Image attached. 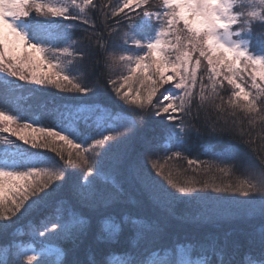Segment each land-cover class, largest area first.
Here are the masks:
<instances>
[{
    "label": "trees",
    "instance_id": "1",
    "mask_svg": "<svg viewBox=\"0 0 264 264\" xmlns=\"http://www.w3.org/2000/svg\"><path fill=\"white\" fill-rule=\"evenodd\" d=\"M94 3L96 7L86 9L85 12L94 28L74 21H59L64 25H76L69 28L68 32L71 39L76 41L72 47L77 53V59L65 70L81 84L93 88L94 94L59 91L54 86H37L34 91L27 92L25 88L29 89L31 84L27 85V82L15 78L9 79L21 86L18 89L20 92L29 94L32 107L36 108L34 115L26 114V122L39 121L41 126H54L60 122L62 114L66 115L69 111L74 112L83 107L86 109L81 117L84 124L79 125L82 135L101 138L96 128L99 122L105 129H119L121 133H106L115 136L108 143H118L122 138L127 139L129 144L124 153L112 162L109 156L111 151L100 149L97 161L91 164L94 171L99 170L94 176H87L85 167L75 158V151L72 153V160L76 164H66L68 154L65 152L62 153L64 160H61L54 152L35 149L42 151V155L55 159L65 175L60 181H53L39 194L43 200L34 209L19 214L14 219L0 221V224L8 225L6 229L0 228V259L4 264H24L23 260L14 255L17 244L32 245L40 249L53 243L58 244L56 246L63 253L59 264H187L188 261L202 264L205 260L220 264L225 258L223 252L218 251L215 258L193 254L194 250L202 253L207 245L215 242L219 246H226L229 254L235 252L236 259L242 258L243 264H260L257 257L260 255L259 233L264 228V216L259 214V206L245 208V205H235L239 200L238 194L214 192L212 186H235L241 182L255 184L264 174V120L261 119L264 112L253 115L240 108L230 107L227 102L233 88L227 93L228 90L219 86L216 90L218 95L206 101L199 99L200 87L196 88L197 95L193 98L189 114L183 115L182 120L173 125L168 123L166 115L160 117L151 114L150 106L147 110H142L126 104L108 83L109 79H116L119 83V78L128 74L126 62L113 63L108 57H118L125 47L132 53H144L142 48H135L131 40L128 45L123 44L124 34L128 32L130 23L128 18L109 17L105 20L103 13L108 9L103 8V5L106 0H94ZM147 7L150 11L160 10V0H149ZM72 11L78 13L76 9ZM33 15L35 16L34 12ZM131 15L136 21L147 19L135 12ZM157 27L158 21L153 17L152 26L148 29L150 34L154 35ZM112 28L116 31H112ZM252 32L253 47L250 50L259 54L260 41L256 37L264 32V24L255 23ZM81 52L82 58L79 56ZM198 76L203 78L205 86L209 85L207 64L203 58ZM14 91L0 87L1 110L10 106L9 100H13ZM208 93L209 89L206 87L204 94ZM262 105L264 97L258 101V107ZM130 120L135 122V126L126 131L123 126ZM180 123L184 124L186 132L169 138V133L176 132ZM22 146L24 145H20L21 148ZM207 146H211V150ZM144 150L154 157L155 162L151 164L161 170V180L154 191L156 194H152L134 176L131 156L135 153V159L136 154ZM177 152L180 153L179 156L176 155ZM221 153L225 154L222 156ZM88 158L90 160L94 157ZM189 159L198 160L199 166L189 165ZM247 159L253 165V170L247 168ZM106 171L109 173V180L103 178ZM154 174L148 175L152 177ZM86 176L95 181L100 195L109 197L115 194L113 182L119 185L122 194L117 195L109 207H103L99 203L92 206L80 198L76 187L85 182ZM169 179L181 186L194 185L201 190L181 194L171 187ZM163 180L167 182V186ZM105 181L112 185L113 193L107 190L108 187H101L100 184H106ZM205 184L209 187L204 188ZM149 185L155 186V182L152 181ZM158 193H169L176 199L172 201L164 195L158 196ZM197 197L205 199L198 200ZM38 198L30 197V201ZM251 198L259 202L257 195H252ZM205 206L216 215L212 220L202 222L198 213ZM229 207L236 212L222 210ZM73 213L89 221L86 234L80 239L64 240L52 232L40 237L33 230L38 227L42 230L44 223L57 217L69 220ZM125 216L129 219L122 224L119 238L115 242L108 243L98 239L103 220L111 217L120 222ZM132 220L140 221V225L133 226ZM149 224L157 227L149 228ZM141 226L143 231L138 232L137 229ZM53 256H38L39 264H55L51 262Z\"/></svg>",
    "mask_w": 264,
    "mask_h": 264
},
{
    "label": "snow or ice",
    "instance_id": "2",
    "mask_svg": "<svg viewBox=\"0 0 264 264\" xmlns=\"http://www.w3.org/2000/svg\"><path fill=\"white\" fill-rule=\"evenodd\" d=\"M181 3L185 6L191 5L186 17L181 15ZM148 4L149 0H115V3L114 0H106L103 5V8L108 9L103 13L105 20L109 17L128 18L130 23L128 32L124 34L123 44L126 46L131 40L135 48L146 49L145 54H140L132 53L125 47L118 57H108L113 63L126 62L128 74L121 76L119 83L116 79L108 81L120 100L142 110L151 106V114L160 117L167 114L169 123L175 124L190 112L193 98L197 95L194 89L198 81L203 79L198 76L203 58L207 64L209 85L200 83L201 101L215 98L218 95L217 87L226 81L233 88L231 98L227 102L230 107L240 108L253 115L264 112V105L258 107V101L264 97V32L256 37L260 41L259 54L250 53V48L253 47V25L264 24V0H218L219 7L211 9L210 12L204 7V0H160L161 7L157 11L148 10ZM95 7L94 0H0V87L20 89L19 84L9 79L15 78L41 88L54 86L59 91L94 94L93 88L81 84L65 70L77 59V53L72 47L76 41L71 39L68 32L69 28L76 25H64L59 21H74L94 28L85 12L86 9ZM72 9L78 10V13ZM134 12L147 19L136 21L131 15ZM195 13L205 16L215 14L225 27L218 28L209 22L208 28L196 33L185 22ZM153 17L158 21L154 35L148 31L152 26ZM112 31L116 29L112 28ZM208 36L215 41L211 47L204 43ZM79 56L82 58L83 53H79ZM166 86H171L176 91H169ZM206 87L209 89L208 95L204 94ZM91 107L99 106H89ZM85 111V108L79 107L74 112L62 114L58 124L41 126L39 121L21 123L17 114L0 110V133L14 136L32 149L54 152L61 160H64L62 153L66 146L69 151L65 163L76 164V161L72 160V152L75 151L78 160L86 169L87 176H94L99 170L94 171L86 154L91 152L99 155L95 150L104 149L109 141L115 139V136L106 133H121L119 129H105L97 122V134L101 138L82 135L79 125ZM261 119L264 120V116H261ZM134 126L135 122L130 120L123 127L127 131ZM185 132L184 124L180 123L176 132L169 133V138ZM2 142L6 148L3 158L0 159V221H8L20 213L21 209L28 212L38 206L43 200L39 194L53 181H60L65 172L51 157L28 152L10 139H4ZM207 147L211 150V146ZM176 155L179 156L180 153L177 152ZM199 163L198 160H188L189 165L199 166ZM153 167L157 166L153 164ZM87 176L83 184L76 186L78 195L86 203L92 206L99 203L103 207H109L116 196L122 194V189L113 182L116 193L109 197L100 195L95 181L87 179ZM168 183L181 194L201 190L194 185L181 186L173 183L171 179ZM203 187L207 188L209 185L205 184ZM212 191L231 192L246 198L257 195L259 214L264 216V174L255 184L241 182L235 186H212ZM163 195L172 201L176 199L169 193ZM30 197L39 198L27 203ZM215 215V212L205 206L204 210L198 213V218L207 222L215 218ZM128 219L125 216L120 222L111 217L103 220L98 239L108 243L115 242L119 238L122 224ZM131 223L133 226L140 225L137 220H132ZM88 225L87 218L73 213L69 220L57 217L44 223L42 230L39 227L33 230L38 232L40 237L52 232L64 240H77L86 234ZM7 227V224H0V228ZM147 227L157 226L149 224ZM137 230L142 232L143 226ZM259 248L260 255L257 259L260 264H264V228L259 233ZM50 251L51 249L43 247L37 249L32 245L17 244L14 255L23 260L24 264H39L38 256L42 257ZM218 251L223 252L225 257L220 264H243L242 258L236 259L235 252L229 254L226 246H219L215 242L207 245L202 253L194 250L193 254L215 258ZM9 254L12 255L11 252ZM0 264H4L2 259ZM187 264L192 262L188 261ZM202 264H212V261L205 260Z\"/></svg>",
    "mask_w": 264,
    "mask_h": 264
},
{
    "label": "rangeland",
    "instance_id": "3",
    "mask_svg": "<svg viewBox=\"0 0 264 264\" xmlns=\"http://www.w3.org/2000/svg\"><path fill=\"white\" fill-rule=\"evenodd\" d=\"M141 51L144 54L146 53V49L144 50V48H142ZM250 53L254 54V53L251 52V50H250ZM201 82L204 84L203 81H199L197 83L196 88L200 87V83ZM27 85H29V84L27 83ZM166 87L169 88V91L175 90L171 86H166ZM219 87L224 88V90L225 89L228 90V91L225 90L227 93L232 89V86L228 85L226 81H223L222 86H219ZM25 89H26L27 92L28 91L30 92L31 90L34 91L35 89H37V86L36 85H34V86H32V85L30 86L29 85V89L30 90L27 89V88H25ZM195 89H194V91H195ZM9 101H10L11 104H10V106L5 107V111L9 112L10 114H12V113L17 114L20 117V122L21 123L26 122V114L27 115H34L36 108H35V106L32 107V100H31V97L29 96L28 93L25 94L23 92H20L19 90H15L14 91L13 100H9ZM1 109H2V107L0 106V110ZM165 115L167 116V114H165ZM81 120L84 122V119H81ZM80 124H84V123L81 122ZM170 125H173V124L170 123ZM4 139H10L15 144H17L19 146L20 145H24V146H22V148L26 149L28 152H35V153L42 152V151L39 152V150L32 149L29 145L23 144L22 141L17 140L16 137H14V136L10 137V136H8L7 133H0V159L3 158L4 151H5V148H6V145L3 144V142H2ZM128 144H129V142L127 141V139L123 140L122 138L118 140V143H115V144L112 143V142L111 143H107L104 149H109V151H111V154L109 155L111 157L110 161L112 162L114 158H117L118 156H120L122 152L124 153V149L128 146ZM68 151L69 150L65 146L63 152H65V154H68ZM114 151L116 153L115 157H114ZM95 152L100 153V149H96ZM40 154H42V153H40ZM99 155H96L94 153H88V154H86V158H87L88 162H90V164H93L95 161H97ZM134 155H135V153L133 154V156H131L132 164H133L134 176H136L139 179V181L141 182V184L144 185V187H146L148 190H150L151 193L153 194L154 191L156 190L155 188H156L157 184L161 180V173H160L161 170H159V168H157V167L154 168L153 164H151V163L155 162V159H154V157L152 156V154L149 151H147V150L145 151L144 150L141 153L136 154V158L135 159H134ZM89 156H92L95 159L92 158V159L89 160V158H88ZM75 158L78 160L77 156ZM100 161H101V159H100ZM247 163L249 164L247 168L250 169V170H253L254 167L250 163L249 159H247ZM134 164H136V165L134 166ZM141 164H143L144 166L141 165ZM211 164L213 165V163H211ZM96 168H97V166H96ZM21 170H23V169H21ZM214 171H217V169H215ZM106 173H105V176L103 178H106V180H109L107 178L109 173L107 171H106ZM150 173H153V174L155 173V174L152 175V177L151 176L149 177L148 174H150ZM256 176L257 175L255 174V178H256ZM152 181L155 182V186H151L152 183H151V185H149V183L152 182ZM105 182H106V184H104L103 182L100 184L101 187H103V188L108 187L107 190L109 192L113 193L114 189L112 188V185L111 184H107L108 181H105ZM163 183L166 184L167 182H164V180H163ZM166 186H167V184H166ZM156 193L157 192H155L154 194H156ZM157 195L159 196V195H163V194L158 193ZM237 196L239 197V200L236 201V203H234L235 205H245L246 206L245 208H251V207L255 208V207L259 206V202H256L255 204L250 202V201H254V200H252L251 197L246 198V197H241L239 195H237ZM30 202L31 201L29 200V202H27V203H30ZM205 203L207 205H209V206H214V204H210L208 202H205ZM222 210H226V211H229V212H236L234 209H232L230 207L229 208H222ZM22 213H25L23 209H21L20 213H17L16 216H12L11 218L14 219L19 214H22ZM56 245H58V244H53V243L48 244V245L46 244V245H44V248L51 249V251L48 252L47 255H54L53 258L51 259L52 260L51 262L55 263V264H59L63 253L61 252V250ZM43 264H49V263H43Z\"/></svg>",
    "mask_w": 264,
    "mask_h": 264
},
{
    "label": "clouds",
    "instance_id": "4",
    "mask_svg": "<svg viewBox=\"0 0 264 264\" xmlns=\"http://www.w3.org/2000/svg\"><path fill=\"white\" fill-rule=\"evenodd\" d=\"M181 15L186 17L188 15V8L191 7V5L185 6L181 3ZM204 7L206 9L210 10L216 7H219L218 0H204ZM186 24H189L191 29L195 31L196 33H200L204 29L209 27V22L214 24L218 28L225 27V24L222 23L220 18L216 16L215 14H210L208 16L202 15L200 13H195L192 15V18L190 20H185ZM204 43L208 45L209 47L213 46L215 44L214 39L211 36H208ZM217 47H221L217 45Z\"/></svg>",
    "mask_w": 264,
    "mask_h": 264
}]
</instances>
